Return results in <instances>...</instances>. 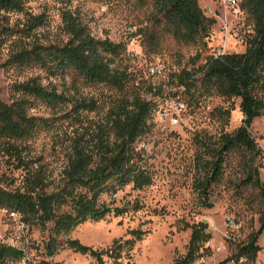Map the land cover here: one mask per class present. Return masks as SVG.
<instances>
[{"label": "trees", "instance_id": "trees-1", "mask_svg": "<svg viewBox=\"0 0 264 264\" xmlns=\"http://www.w3.org/2000/svg\"><path fill=\"white\" fill-rule=\"evenodd\" d=\"M30 1L0 0L1 26L11 13L25 16L21 28H3L17 34L18 40L2 65L38 67L47 78L46 83L40 76L15 82L11 100L0 97V152L10 172L0 173V208L15 212L24 226H38L46 232L43 250L47 256L66 247L90 255L95 264H106L105 256L114 264H124L123 253L128 257L146 230H129L131 237L116 238L105 248L84 245L71 237V232L87 220L122 216L128 206L114 204L117 191L126 185L141 189L151 184L148 157L137 143L151 131L158 99L170 85L183 87L191 108L205 94L239 98L241 124L230 132L222 129L218 134L200 137L192 186L201 206L212 207V193L227 178L231 156L236 155L233 183L237 192L255 191L252 197L258 201L260 216L258 228L244 240L234 242L236 253L228 258L236 263L243 257L254 263L261 249L257 240L264 231V182L260 176L262 150L249 127L254 118L264 114V0H239L252 23L246 49L218 54L207 44L216 19L205 13L199 0H149L153 23L144 31L145 47L155 52L168 36L197 48L190 66L184 64L156 80L146 79L141 70L129 67L124 43L94 36L71 10L62 11L66 38L46 42L36 38L31 33L43 26L46 18L43 13L28 11ZM26 38L30 40L24 41ZM66 76L72 78L69 86L75 88L74 92L69 86L59 89L53 81ZM78 81L108 86L114 92L102 114L95 98L77 95ZM142 92L151 97L146 98ZM39 103L50 111L48 115L32 112ZM215 110L226 123L230 110ZM92 112L96 113L93 118L88 115ZM57 121L62 130L53 137L51 155L60 162L55 173L50 161L29 150L28 141L42 130L56 128ZM185 227L191 229L190 238L185 252L177 254L173 264H196L211 237L204 221ZM24 256V249L0 240V264H18Z\"/></svg>", "mask_w": 264, "mask_h": 264}, {"label": "rangeland", "instance_id": "rangeland-1", "mask_svg": "<svg viewBox=\"0 0 264 264\" xmlns=\"http://www.w3.org/2000/svg\"><path fill=\"white\" fill-rule=\"evenodd\" d=\"M199 3L207 15L216 19L207 41L210 51L243 52L246 49V38L252 32V23L246 13L242 10L235 13L227 0H199ZM64 9L77 14L94 36L124 43L128 57L126 62L133 71L143 72L154 63L160 64L165 73L181 68L184 64L190 66L191 58L197 50L196 46L183 45L168 36L160 41L155 52L145 47L144 31L149 30L153 23V9L149 0H67L64 3L60 0H31L28 11L43 13L46 18L44 25L31 34L43 42L66 38L62 23ZM24 17L22 13H11L7 22L3 23L5 26L0 25V97L5 101L11 100V88L15 82L33 76H40L43 83L47 82L45 73L38 67L21 69L2 65L18 40L17 34L3 28H21ZM28 40L30 38L24 39ZM158 78L160 76H154L152 80ZM71 80L70 76H66L53 81L62 89L69 86ZM69 88L74 92L75 88ZM77 92V95L95 98L99 104V114L107 109L114 96L108 86L85 85L81 81L77 83ZM142 94L146 98L151 97L147 92ZM182 97L188 100L187 93H182ZM239 102V98L228 100L205 94L192 106L188 119L174 126L168 121H156L154 115L150 133L137 143L138 148H143L148 157V168L153 178L151 184L141 189H134L131 185L119 189L113 197L114 204L126 205L128 211L122 216L87 220L72 230L71 237L77 238L84 245L105 248L116 238L131 237L129 230L141 228L147 233L134 243L128 257L123 253L124 264H173L175 256L185 252L190 238L191 229L185 225L204 221L213 237V246L203 249L204 261L201 264H264V231L257 240L261 249L254 263L245 259L235 263L228 258L236 253L234 242L244 240L250 231L258 228L260 216L258 201L252 197L255 191L250 188L237 192L236 184L233 183L236 155L231 156L226 170L227 178L212 193V207L201 206L192 186L194 156L199 148L200 137L218 134L222 129L230 132L237 128L243 117ZM217 107L230 110L226 123L218 115L219 110H215ZM32 112L42 115L50 113L40 103ZM95 112L88 115L93 118ZM57 123L56 128L42 130L28 141L29 150L50 161L55 173L60 162L51 155L53 137L62 130L60 123ZM249 131L262 150L260 176L264 182V114L253 119ZM4 160L0 152V173L6 172L9 175ZM104 198L110 199L106 195ZM227 218H232L240 229L225 228ZM224 232L235 240H227ZM45 235L46 232H42L38 226H24L8 210L0 208V240L25 251L24 258L18 264L31 258L33 261H28L29 264H41L42 261L95 264L90 255L66 247L58 249L52 256L45 255ZM219 244H223V247L217 250ZM104 258L106 264H114L111 258Z\"/></svg>", "mask_w": 264, "mask_h": 264}, {"label": "built area", "instance_id": "built-area-1", "mask_svg": "<svg viewBox=\"0 0 264 264\" xmlns=\"http://www.w3.org/2000/svg\"><path fill=\"white\" fill-rule=\"evenodd\" d=\"M227 2L231 5L232 9L235 13H240L241 8L239 6V0H227ZM221 53L214 52V54ZM164 72V74H163ZM169 73V71L167 72ZM167 73H165L164 68L158 64H150L147 66L145 70H143L142 75L146 79H152L154 76H160V78H164ZM183 87H177V86H168L164 92V94L161 96L159 101L156 102V106L154 109V115L156 118V121H168L170 125H179L183 121L188 119L189 114L191 113V106L189 103L183 99L182 93H183ZM10 215L13 217H16L15 212H10ZM231 227L232 229H240L239 224H237L232 218H227V221H225V228ZM224 237L227 238V240L234 239L231 238L227 234V232H224ZM213 246V237H210L205 242V247H212ZM223 247V244H219L216 246L217 250H220ZM245 258L241 257L240 260H244ZM239 260V261H240ZM28 259L23 260V264H29ZM204 261L203 257L199 258L197 260L196 264H201ZM234 262V260H231Z\"/></svg>", "mask_w": 264, "mask_h": 264}]
</instances>
